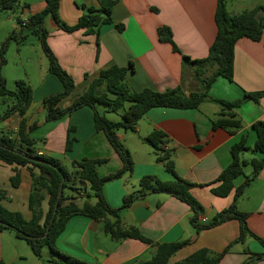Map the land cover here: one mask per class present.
Returning <instances> with one entry per match:
<instances>
[{"label": "crops", "instance_id": "0c3cea01", "mask_svg": "<svg viewBox=\"0 0 264 264\" xmlns=\"http://www.w3.org/2000/svg\"><path fill=\"white\" fill-rule=\"evenodd\" d=\"M100 1L59 0V20L73 25L85 13L82 6L99 8ZM263 2L264 0H230L228 11L239 12ZM45 5L46 0H18L17 10L26 21ZM215 7L216 0H115L111 7L113 23L100 25L97 34H87L84 29L67 32L52 18H49L48 26L44 20V26L48 30L47 44L59 66L74 83V92L61 100L59 105L63 108L69 106L102 70L112 66L129 69L125 81L135 92L144 89L163 92L175 88H180L184 94L198 91L200 87L193 79L191 68L182 67L181 54L191 60L206 57L216 34ZM116 23L122 26L121 30L115 27ZM159 26L170 28L172 40L179 52L173 51L170 43L159 39ZM130 64L133 66L132 71ZM62 90L60 82L50 80V85L46 86L43 96L36 103L38 107L35 106L32 91L31 104L24 119L27 126L36 125L29 137L42 144L35 148L37 155L59 161L69 172L73 171L72 163L82 159L104 161L96 167L97 175L101 178L119 171L122 163L104 134L95 131L94 113L90 108L78 109L56 122H46L45 119L41 123L35 122V112L45 113L43 99ZM257 92H264V32L259 41L245 37L237 40L232 81L217 78L208 95L215 100L234 102L241 99L244 93ZM219 110V105L214 102H205L198 109L189 110L153 108L138 122L135 132H132L133 137L117 133L119 141L125 143L134 168L130 176L124 175L104 185L103 195L109 206L121 209L123 199L138 190V182L144 177H153L161 182L173 180L164 167L156 162L154 154L152 162L137 160L138 148L147 144L144 139L153 131H160L165 139L162 147L170 152L177 176L196 185L190 193L204 208L202 218L209 221L229 208L233 202L234 190L227 197L221 198L214 196L211 189L217 186L214 184L215 180L231 162V146L244 138L246 145L253 147L256 135L252 125L264 120V97L258 103L247 101L235 110L242 128L232 135L222 129H212L211 119ZM3 121L11 122V127L6 126L0 133L9 135L19 146L16 131L20 118L13 115ZM69 128L74 129L70 135L74 142L67 152L65 143ZM244 154L261 158L257 153ZM34 172L37 173V170L34 169ZM16 174L19 183L13 187L11 178ZM243 181L244 176L236 178L234 187H238ZM70 184L73 188H81V184L75 179H71ZM30 192L31 176L26 167L0 163L2 207L19 213L25 221H30ZM72 192L67 190L65 193L72 195ZM41 207L45 213L48 207L47 197ZM237 209L247 214L246 225L249 232L263 238L264 168L238 200ZM119 214L125 228H137L142 236L154 243L188 241L171 257V264L200 249L222 253L239 236L237 220H230L197 234L190 224L192 213L189 207L165 194L147 193L128 208L122 209ZM23 242L25 241L16 238L13 231L0 232V262L41 264L35 261L36 257L30 247ZM56 246L60 252L88 264H134L139 260H149L155 251L151 246L136 240H111L102 231L101 224L84 216L68 220L56 240ZM263 252L260 243L247 236L242 243L233 244L219 264H243L247 260H251L252 264H264L263 258L254 260L251 256Z\"/></svg>", "mask_w": 264, "mask_h": 264}, {"label": "trees", "instance_id": "16d2710c", "mask_svg": "<svg viewBox=\"0 0 264 264\" xmlns=\"http://www.w3.org/2000/svg\"><path fill=\"white\" fill-rule=\"evenodd\" d=\"M227 1L216 0L214 13L216 34L208 48L206 57L201 60H191L186 55L181 54L182 67L183 69L185 67L192 69L193 79L200 87L198 91L184 94L180 88H175L163 92H155L149 89L135 92L125 81V75L129 69L112 66L102 70L87 88L65 108L61 107L59 103L74 92V83L72 78L59 66L55 55L47 44L48 30L44 26V20L50 16L67 32L84 29L87 34H97L100 25L113 23L111 7L115 0H101L99 8L82 6L85 8V13L73 25H67L59 20V0H46L45 7L30 15L26 21L19 15L16 17L18 30L13 31L7 42L10 39L17 42L23 41L26 38V33L36 35L49 62L48 73L54 75L63 87L62 92L43 99L42 106L46 113L45 121L56 122L78 109L90 108L94 113L95 131L104 134L118 155L122 168L114 174L101 178L97 175L96 167L104 161L82 159L72 163L73 171L69 172L59 161L37 155L35 151L36 141L29 137L36 125L27 126L24 119V114L31 104L32 89L26 83L19 81L16 82V91L9 92L0 73V97H8L13 101L4 113L3 119H8L13 115L20 118L16 131L19 146L9 138V135L0 133V163L26 167L29 170L31 192L28 207L32 213V219L25 221L19 213L11 212L0 205V232L13 231L16 238L27 243L37 259H41V252L44 248H47L58 258L56 261H48L43 264H88L60 252L56 246V240L63 232L68 220L75 216H84L101 224L102 231L111 240H136L155 249L149 260H139L134 264H171L169 263L171 257L181 250L188 241L154 243L142 236L137 228H125L119 214L122 209L128 208L134 201L143 198L147 193H154L171 196L186 204L192 213L190 224L197 234L230 220L239 222L238 239L222 253L200 249L185 259L172 264H219L223 256L230 251L231 246L242 243L247 236L257 240L264 250V237L259 238L249 232L246 225L247 214L241 213L237 209L238 200L264 168V120L257 121L252 125L256 135L253 147H248L244 138L231 146V162L215 180L214 184L217 186L211 189V193L223 198L234 190L233 202L229 208L216 214L209 221H201L204 208L190 193V190L196 185L177 176L170 152L162 147L165 144V139L164 134L160 131H153L144 141L152 148L156 162L164 167L165 171L173 177V180L161 182L153 177L142 178L138 182V190L123 199L121 209L111 208L103 195V188L106 183L120 179L124 175L130 176L134 168L129 152L121 145L117 137L118 131L135 132L138 122L149 110L153 108L198 109L205 102H214L219 105L220 110L211 119L212 129H222L232 135L242 128V122L235 110L247 101L258 103L264 97V92L244 93L241 99L226 102L212 99L208 95L217 78L232 81L234 47L237 40L245 37L259 41L264 32V2L232 13L227 10ZM17 8L18 0H0V10H17ZM115 27L118 30L122 29L118 23L115 24ZM157 34L161 41L171 44L173 51L179 52L172 40L169 27L159 26ZM7 42H4L1 47L3 52L0 70L1 66L5 64L3 54ZM213 67L214 71L205 77L206 70ZM129 68L131 71L133 70L132 64L129 65ZM109 113L119 114L120 121L108 120L105 115ZM73 132V128L68 129L65 143L67 152L71 150L74 142V138L70 136ZM245 152L257 153L261 158L245 160L242 157ZM248 166L251 167L252 172L250 175H245L243 169ZM34 169L37 170V173L34 172ZM240 176H244V181L235 188L233 182ZM71 179L77 180L81 184V188H73V185L70 184ZM18 183L19 179L16 174L11 178V184L16 187ZM67 190H72L74 194L76 192L78 197L66 195ZM80 191L83 192L86 200L82 204H77L81 195ZM45 197H47L48 207L44 213L41 206ZM91 199L94 200V203H91ZM251 256L254 260L264 259V252ZM0 264L5 263L0 262ZM243 264H252V261L247 260Z\"/></svg>", "mask_w": 264, "mask_h": 264}, {"label": "rangeland", "instance_id": "374dc122", "mask_svg": "<svg viewBox=\"0 0 264 264\" xmlns=\"http://www.w3.org/2000/svg\"><path fill=\"white\" fill-rule=\"evenodd\" d=\"M230 0L227 1V10H230ZM20 16L19 10H0V60L2 55V44L7 42L9 36L13 31L18 30V25L16 22V17ZM21 17V16H20ZM51 18L47 16L45 18L46 26H48V20ZM45 25V24H44ZM5 59V64L1 66V77L5 80V87L9 92L16 91V82L22 81L29 85L34 93L35 106L39 98L43 96L45 88L47 85H50V80H54L56 83H59L58 80L48 73L49 62L46 58V55L42 49V46L36 35L32 33H26V38L23 41L17 42L14 39H10L5 46V51L3 54ZM190 69V68H188ZM192 70V69H191ZM214 70L213 68L207 69L205 72V77L209 76ZM198 83H196L197 85ZM12 99L8 97H0V130L4 129L6 126L11 127V122H4L3 115L6 112L7 108L11 106ZM34 106V107H35ZM35 107V111H36ZM102 114V111H100ZM36 121L41 123L45 119V113L39 114L35 112ZM105 117L113 122L120 121V116L117 113L106 114ZM132 136V132H123L118 131V134ZM8 136V135H7ZM10 137V136H9ZM121 145L125 148V143L121 142ZM141 145V144H140ZM138 148V159L142 162H152L153 150L147 144H142ZM42 144L40 141H36L35 148L41 147ZM151 154V155H150ZM155 156V155H154ZM253 156L249 154H244L243 159L250 160ZM156 160V158H155ZM245 175H250L252 169L250 166L243 169ZM128 177V176H127ZM125 179V178H124ZM138 189V185H137ZM81 196L77 200V204H82L86 200V197L83 195V192L80 191ZM72 195L78 197V194ZM91 203H94V200L91 199ZM25 245V242H23ZM58 258L53 255L47 248H44L41 252V259H35L38 263H46L48 261H56Z\"/></svg>", "mask_w": 264, "mask_h": 264}, {"label": "built area", "instance_id": "2783aa9c", "mask_svg": "<svg viewBox=\"0 0 264 264\" xmlns=\"http://www.w3.org/2000/svg\"><path fill=\"white\" fill-rule=\"evenodd\" d=\"M201 221H202V222H205V219L202 218Z\"/></svg>", "mask_w": 264, "mask_h": 264}]
</instances>
